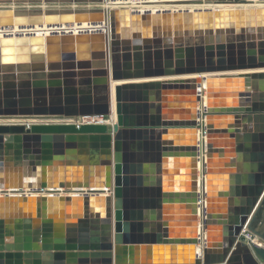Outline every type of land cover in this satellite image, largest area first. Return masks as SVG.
I'll use <instances>...</instances> for the list:
<instances>
[{
    "label": "water",
    "instance_id": "water-1",
    "mask_svg": "<svg viewBox=\"0 0 264 264\" xmlns=\"http://www.w3.org/2000/svg\"><path fill=\"white\" fill-rule=\"evenodd\" d=\"M116 1L0 0V30L93 27L0 37V117L116 102L0 124V193H35L0 196V264H264V7L87 8Z\"/></svg>",
    "mask_w": 264,
    "mask_h": 264
},
{
    "label": "bare ground",
    "instance_id": "bare-ground-1",
    "mask_svg": "<svg viewBox=\"0 0 264 264\" xmlns=\"http://www.w3.org/2000/svg\"><path fill=\"white\" fill-rule=\"evenodd\" d=\"M246 4H230L228 0H118L116 2H109L105 3L103 5H100L98 7H87V8H101L104 10H108L110 8H118V9H129L132 12L136 13H151V14H163L165 12H194L197 10H222V11H227V10H236V9H247V8H254L257 9L259 7H264V0H248ZM46 8V7H43ZM60 8V7H58ZM92 25H82V26H55V27H32V28H24V29H15L12 31H5V30H0V37H5V36H21V35H29V36H34V35H52V34H63V33H69V32H81V31H88L90 30ZM97 30H100V27H97ZM190 78H197V77H190ZM117 86L116 84L113 85ZM113 95H114V89H113ZM206 97V96H205ZM204 97V98H205ZM204 103V102H203ZM116 108V102L115 98L113 97V114L110 116V123L106 122L108 126H111L115 122V109ZM204 108V104H199V110H202ZM15 118V117H12ZM100 119L99 122L102 123L101 117L98 118ZM24 120V119H23ZM34 120L38 121H49L51 123H60L62 122L60 119L57 118H35ZM57 120V121H53ZM14 121V120H13ZM73 122H77L76 120H71ZM79 121V120H78ZM83 122V120H80ZM86 121V120H85ZM36 121L33 122H26L28 126L30 124H34ZM45 122V123H49ZM14 123V122H13ZM12 124V123H11ZM203 125V130L204 129ZM202 131V130H201ZM202 144L206 142V136L205 133L202 135ZM201 146V145H200ZM205 149L200 148V154H199V160L201 161L200 164V172L202 170V167L204 165V161H206V153ZM204 169V168H203ZM6 192V193H5ZM1 192L0 196L2 194H9V195H20V194H26V195H35L34 192H15L12 193L10 191H5ZM87 192V191H86ZM45 192L44 194H46ZM67 194L75 195V194H82L85 193L83 191L78 192V193H73V192H66ZM255 242L262 246V244L258 241L255 240Z\"/></svg>",
    "mask_w": 264,
    "mask_h": 264
},
{
    "label": "built area",
    "instance_id": "built-area-1",
    "mask_svg": "<svg viewBox=\"0 0 264 264\" xmlns=\"http://www.w3.org/2000/svg\"><path fill=\"white\" fill-rule=\"evenodd\" d=\"M42 118H44V117H42ZM98 118H100V117L77 118V119L57 118V119H60V120L62 121V122H60V123H74V124H77V125H81V124H106L105 119H106L107 117H101L102 123L99 122L100 119H98ZM71 120H76L77 122H73V121H71ZM78 120H79V121H78ZM80 120H83V122H81ZM85 120H86V121H85ZM242 237L244 238L245 243L248 244V245H250V244H252V243H253V244H257V243L255 242V240H258L261 244H263L262 241H261L259 238H257V237H255V236L249 234L248 232H243ZM257 245H258V244H257Z\"/></svg>",
    "mask_w": 264,
    "mask_h": 264
},
{
    "label": "rangeland",
    "instance_id": "rangeland-1",
    "mask_svg": "<svg viewBox=\"0 0 264 264\" xmlns=\"http://www.w3.org/2000/svg\"><path fill=\"white\" fill-rule=\"evenodd\" d=\"M24 119V120H23ZM35 118H30V117H20V118H6V117H0V124H24L27 125L26 122H33L36 121L34 124H39V123H45V122H49V121H38V120H34ZM53 119V118H52ZM14 120V121H13ZM53 121H57V120H53ZM106 122L111 121L110 117H107L105 119ZM14 122V123H13ZM51 123V122H49ZM33 124V123H32ZM31 125V124H30ZM112 126V125H111ZM110 126V127H111Z\"/></svg>",
    "mask_w": 264,
    "mask_h": 264
},
{
    "label": "crops",
    "instance_id": "crops-1",
    "mask_svg": "<svg viewBox=\"0 0 264 264\" xmlns=\"http://www.w3.org/2000/svg\"><path fill=\"white\" fill-rule=\"evenodd\" d=\"M179 209H180V208H179ZM180 210H181V209H180ZM180 210H179V211H180ZM182 210L185 211L184 209H182Z\"/></svg>",
    "mask_w": 264,
    "mask_h": 264
}]
</instances>
